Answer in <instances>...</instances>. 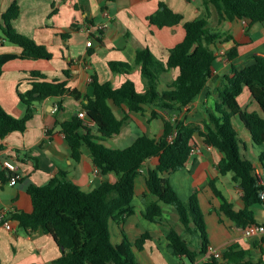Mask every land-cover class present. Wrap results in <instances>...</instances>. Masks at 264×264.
Returning a JSON list of instances; mask_svg holds the SVG:
<instances>
[{
	"label": "crops",
	"instance_id": "0c3cea01",
	"mask_svg": "<svg viewBox=\"0 0 264 264\" xmlns=\"http://www.w3.org/2000/svg\"><path fill=\"white\" fill-rule=\"evenodd\" d=\"M20 7L19 16L12 21L13 28L40 45L52 54L51 60L15 58L3 65L0 77V104L6 112L15 117H23L26 106L19 96L31 89L29 72L41 70L48 80L65 79V70H70L69 85L81 92L82 96H93L92 82H110L120 87L128 79L135 82L137 91L145 92L146 83L140 67L130 73L113 72L111 62L134 63L139 50L149 49L157 59L166 62L169 50L182 42L186 31L184 23L206 19L208 28L232 36L215 48L216 59L213 76L207 87L195 97L193 103L170 113V120L183 121L186 124L203 126L207 117L206 107L218 102V89L223 86L224 77L234 63L244 68L254 56H264V20L251 22L248 19H221L218 10L209 0H0V55L20 54L22 49L3 37L2 14L14 3ZM168 8L180 14V24L159 27L151 24L150 17ZM91 41V46L88 42ZM237 46L239 56L234 61L227 54ZM177 71L171 70L161 76V89L166 88L176 77ZM209 89L212 91L207 97ZM61 102L62 109L58 103ZM86 103L87 100H84ZM244 110H259L248 87L239 96ZM119 119L128 116V121L118 135L107 139L108 148L124 149L138 137L146 134L159 138L164 131L162 115L165 113L155 105L144 106V112H130L126 107H117L110 102ZM58 108L57 111L55 109ZM82 109V101L65 94L62 97H49L35 104L34 117L28 122L25 132H12L0 137V172L5 170L6 161L15 165L13 176L17 183L10 184L9 175L0 180V213H7L14 230L0 226V264H55L62 256V249L51 234L43 229L23 228L14 215L19 212L31 213L33 203L27 189L30 184L44 186L60 172L67 173L68 179L84 191H92L102 182L114 183V173L102 175L94 164L90 150L84 146L79 162L73 160L71 148L62 131L61 123L70 121ZM156 112V117H152ZM243 141L246 143V155L258 164V171L264 178V166L246 125L239 117L234 119ZM93 124H91L92 126ZM93 127V126H92ZM93 127V131H95ZM193 152L187 165L175 172L165 173L171 185L182 200L191 197L199 190L201 208L205 215L209 236V251L194 264H202L211 256L210 248L216 250L224 263V253L237 243L241 248L252 252L255 261L264 264V233L246 237L244 230L235 225L216 210L220 207L209 182L216 185L236 210L244 207L242 190L233 179V174H219L217 165L224 154L208 146L202 137L195 135ZM158 158L152 157L136 179V198L134 213L124 223H110L111 240L119 244L124 230L130 241L136 240L145 232L152 238L145 243L144 250H135L139 264H183L169 245L168 234L174 228L191 243L192 249L199 250L201 240L189 234L181 224L174 207L163 204V218L150 222L143 217L145 211L142 196L147 192V167L156 166ZM257 221L264 226V204L254 207ZM181 224V227L174 225ZM193 243L197 247H193ZM190 264V263H189Z\"/></svg>",
	"mask_w": 264,
	"mask_h": 264
},
{
	"label": "trees",
	"instance_id": "16d2710c",
	"mask_svg": "<svg viewBox=\"0 0 264 264\" xmlns=\"http://www.w3.org/2000/svg\"><path fill=\"white\" fill-rule=\"evenodd\" d=\"M218 10L221 19H248L251 22L264 20V0H209ZM20 7L14 2L2 14L4 26L3 37L7 42L18 45L20 54L0 55V77L3 65L11 59L51 60L52 54L43 45L33 39L19 34L12 26V21L19 16ZM183 17L165 8L150 17L151 24L159 27L180 24ZM186 31L182 42L169 50V57L163 62L149 50H139L134 63L111 62L113 72L130 73L140 67L146 83L145 92L137 91L135 82L128 79L120 87L112 83L92 82L93 96L83 97L81 92L69 85L70 70H65V79L48 80L41 70L29 72L31 89L19 96L26 106L23 117H15L4 110L0 104V137L12 132H25L28 122L34 117L35 104L49 97H62L68 94L82 101L86 111L88 125L78 114L70 121L61 123L62 131L71 148V156L79 162L82 149L86 146L91 153L94 164L102 175L114 173L117 181L102 182L92 191H84L68 179L67 173L60 172L44 185L30 184L28 193L33 203L31 213L19 212L14 219L23 228L43 229L51 234L57 245L63 250L62 256L55 264H139L135 250H144L145 243L152 238L149 232L143 233L132 243L127 233L122 231V240L113 244L110 223L121 225L134 213L136 198V179L142 174L145 163L152 157L158 158L156 166L146 170L147 192L142 196L145 211L143 217L150 222L163 218L162 205H170L176 210L179 220L189 234L198 235L201 240L199 250L192 249L191 243L172 228L168 234L169 245L173 254L190 264H194L209 251V236L205 215L201 208L199 190L191 197L182 200L171 185L165 173L184 168L191 156L195 135L224 154L217 168L221 176L233 174L234 181L242 190L244 207L236 210L216 180L209 182L214 196L219 199L220 207L216 210L235 225L245 230L249 226H260L254 207L263 205L261 192L264 183L258 175V164L246 155V143L240 136L234 119L239 117L248 128L254 145L264 149V56H254L253 61L244 68L231 63L230 71L224 77L223 86L218 89V102L207 106V117L203 126L186 124L183 121L172 122L170 113L178 111L193 103L213 76L216 59L215 48L225 39L234 40L232 36L214 31L207 26L206 19L184 23ZM232 62L238 58L237 46L227 54ZM171 70L177 74L173 81L161 89V76ZM248 87L259 110H244L239 103V96ZM212 91L209 89L207 97ZM84 100H87L85 103ZM126 107L130 112H144V106L152 104L162 109L164 131L159 138L146 134L138 137L124 149H112L103 141L118 135L128 121V116L119 119L110 104ZM62 109L61 102L58 103ZM157 113L152 112V117ZM0 149L2 147L0 146ZM259 161L264 166V150L259 154ZM5 166V165H4ZM0 172V180L9 179L13 172L5 167ZM227 264H261L254 260L252 252L241 248L237 243L231 245L224 253ZM202 264H223L213 255Z\"/></svg>",
	"mask_w": 264,
	"mask_h": 264
},
{
	"label": "built area",
	"instance_id": "2783aa9c",
	"mask_svg": "<svg viewBox=\"0 0 264 264\" xmlns=\"http://www.w3.org/2000/svg\"><path fill=\"white\" fill-rule=\"evenodd\" d=\"M92 42L89 41L88 42V45L91 46ZM58 108L55 109V111H57ZM78 116L83 119L88 125H91L90 121L87 119V116H86V111L84 110H81L78 114ZM194 149H192L191 152H193ZM5 167H7L10 171H14L15 170V165L12 164L11 162L9 161H6L4 163ZM258 175H259V178L260 180L262 181V183H264V178L262 177L261 173L258 171ZM17 183V179L15 176H12L11 179H10V184L11 185H15ZM261 199L263 200L264 202V190L261 192ZM0 226L6 228L7 230L9 231H13L14 228H13V225H12V221L7 217V213L5 212H2L0 213ZM261 233H264V226H249L247 227L245 230H244V234L246 237H251V236H254V235H258V234H261ZM210 251H211V255H213L214 257H216L217 259L220 257V254L210 248ZM183 264H189L187 262L183 263Z\"/></svg>",
	"mask_w": 264,
	"mask_h": 264
},
{
	"label": "rangeland",
	"instance_id": "374dc122",
	"mask_svg": "<svg viewBox=\"0 0 264 264\" xmlns=\"http://www.w3.org/2000/svg\"><path fill=\"white\" fill-rule=\"evenodd\" d=\"M103 144L105 145V146H108L109 145V143L107 142V140H105V141H103ZM257 149H259L260 147H258L257 145H254ZM230 175H232V173H230ZM176 211V210H175ZM176 223H178V221L176 222ZM175 227H178V226H180L181 227V224L180 223H178V225L176 226V225H174ZM194 239H198L197 238V236L195 235V234H193V236H192ZM193 247L195 248V247H197V245L195 244V243H193Z\"/></svg>",
	"mask_w": 264,
	"mask_h": 264
},
{
	"label": "water",
	"instance_id": "95a60500",
	"mask_svg": "<svg viewBox=\"0 0 264 264\" xmlns=\"http://www.w3.org/2000/svg\"><path fill=\"white\" fill-rule=\"evenodd\" d=\"M172 250H174L173 248H171Z\"/></svg>",
	"mask_w": 264,
	"mask_h": 264
}]
</instances>
